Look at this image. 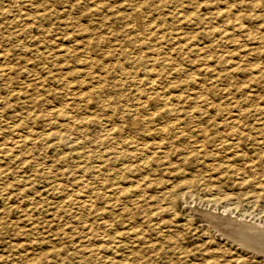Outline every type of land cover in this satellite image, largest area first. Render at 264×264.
I'll return each mask as SVG.
<instances>
[{"label":"rangeland","instance_id":"1","mask_svg":"<svg viewBox=\"0 0 264 264\" xmlns=\"http://www.w3.org/2000/svg\"><path fill=\"white\" fill-rule=\"evenodd\" d=\"M216 212L264 227V0H0V264H264Z\"/></svg>","mask_w":264,"mask_h":264},{"label":"bare ground","instance_id":"2","mask_svg":"<svg viewBox=\"0 0 264 264\" xmlns=\"http://www.w3.org/2000/svg\"><path fill=\"white\" fill-rule=\"evenodd\" d=\"M154 99V97H153ZM165 99V98H164ZM149 114V113H148ZM237 126V125H236ZM261 126V125H260ZM160 133V132H159ZM167 134V131H166ZM171 136V135H170ZM167 137V136H166ZM165 137V138H166ZM235 138V137H233ZM228 140V139H227ZM230 140V139H229ZM154 141V140H153ZM162 141V140H161ZM233 141V140H232ZM237 141V139H236ZM234 142V141H233ZM260 144V143H259ZM158 145V144H157ZM162 147V146H161ZM165 147V146H164ZM162 150V148H161ZM258 158V157H257ZM253 160V159H252ZM260 166V165H259ZM244 168H246L244 166ZM253 169V168H252ZM256 170V168H255ZM209 203V201H208ZM203 208V207H202ZM214 208V207H213ZM215 211V210H213ZM220 211V210H219ZM198 212V211H197ZM222 212V211H221ZM225 212V211H224ZM195 213V212H194ZM217 213V212H216ZM222 214V213H221ZM204 215V214H203ZM223 216V215H222ZM204 217V216H202ZM207 219H213L214 218V224L216 223V227L218 230L223 234L226 235L229 238H233L234 240L239 241L241 246H245L255 249L256 251L264 252V227L260 225H255L254 223H251L249 221H237L236 219H230L229 217H221L220 213L213 214L208 213L206 215ZM200 218V217H199ZM235 218V216H234ZM237 218V217H236ZM241 218V217H240ZM243 218V217H242ZM246 220V219H245ZM210 221V220H209ZM252 221V220H251ZM212 222V220H211ZM210 222V223H211ZM257 222V221H256ZM213 223V222H212ZM259 224V223H258ZM213 225V224H212ZM216 229V228H215ZM217 230V231H218ZM228 232H227V231ZM218 232V233H220ZM220 233V234H221ZM228 238V239H229ZM247 249V248H246ZM248 250V249H247ZM251 250V249H250ZM258 253V252H257ZM256 253V254H257Z\"/></svg>","mask_w":264,"mask_h":264}]
</instances>
